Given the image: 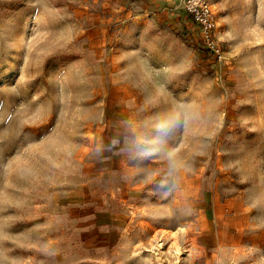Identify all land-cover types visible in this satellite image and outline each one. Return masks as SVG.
Instances as JSON below:
<instances>
[{
  "label": "rangeland",
  "instance_id": "rangeland-1",
  "mask_svg": "<svg viewBox=\"0 0 264 264\" xmlns=\"http://www.w3.org/2000/svg\"><path fill=\"white\" fill-rule=\"evenodd\" d=\"M0 0V264H264V0Z\"/></svg>",
  "mask_w": 264,
  "mask_h": 264
},
{
  "label": "built area",
  "instance_id": "built-area-1",
  "mask_svg": "<svg viewBox=\"0 0 264 264\" xmlns=\"http://www.w3.org/2000/svg\"><path fill=\"white\" fill-rule=\"evenodd\" d=\"M185 10L197 28L202 42L213 53L218 54L220 52L219 49L212 43L215 25L208 0H186Z\"/></svg>",
  "mask_w": 264,
  "mask_h": 264
}]
</instances>
